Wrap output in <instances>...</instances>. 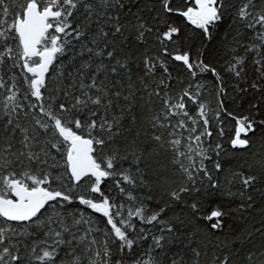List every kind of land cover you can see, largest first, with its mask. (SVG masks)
Instances as JSON below:
<instances>
[{
    "label": "snow or ice",
    "instance_id": "snow-or-ice-1",
    "mask_svg": "<svg viewBox=\"0 0 264 264\" xmlns=\"http://www.w3.org/2000/svg\"><path fill=\"white\" fill-rule=\"evenodd\" d=\"M157 3L159 9L154 5L153 10L163 28L149 27L138 14H133V27L136 41L151 39L159 46L155 55L144 53L143 75L136 82L160 107L153 111L149 106L147 127L129 141L126 134L138 120L133 109L139 89L131 79L130 57L120 55L127 28L120 13L128 0H0V264H188L180 252L167 255L173 240L182 241L174 225L161 220L165 209L152 210L151 195L137 194L147 186V157L170 152L171 163L189 183L202 174L213 189L219 187L204 164L212 151L204 139L213 132L210 109L201 98L205 85L198 77L210 73L217 96H223L228 76L256 101L252 109L264 106V0ZM228 14L233 27L242 30L231 41L225 37L219 48L194 56L177 46L182 29L170 22L172 16L183 17L211 41L213 29ZM168 56L182 62L192 78L178 93L169 83ZM125 74L127 84L109 82ZM189 105L197 106L194 114ZM215 115L219 119L220 111ZM129 117L130 126H125ZM233 119V148L249 147V134L264 129V120L251 115ZM142 132L145 140L138 142ZM215 150L219 157L222 145L217 143ZM221 167L217 160L215 169ZM259 167L264 173V160ZM257 179L243 169L233 172L228 183L237 192L230 194L243 199ZM106 181L112 182L107 191ZM189 190L181 186L169 195L180 200ZM191 208L196 214L202 206L194 202ZM209 209L203 206L207 214L201 218L215 234L224 228L226 213ZM94 213L101 215L99 222ZM136 221L159 225L160 234L137 229ZM149 236L152 244L138 252V244ZM190 251L194 257L201 254ZM246 260L264 264V249L249 252ZM212 264H232V253L214 255Z\"/></svg>",
    "mask_w": 264,
    "mask_h": 264
},
{
    "label": "trees",
    "instance_id": "trees-1",
    "mask_svg": "<svg viewBox=\"0 0 264 264\" xmlns=\"http://www.w3.org/2000/svg\"><path fill=\"white\" fill-rule=\"evenodd\" d=\"M239 2L240 0H229L231 4L238 5ZM154 5L156 9H159L157 0H128V7L120 13L121 23L127 25L125 41L122 45L124 51L120 55L124 58L130 57L128 63L131 79L134 82L137 81V77L143 75L144 53L148 51L149 54L155 55L153 49L159 50V46L153 44L151 39L147 44L136 41L133 26L137 21L133 14L140 15L149 27L163 28L162 22L156 18L157 11L153 10ZM170 22L182 29L181 40L177 41V46L182 44L183 51H190L193 56L197 51H203L205 48L210 50L219 48L225 37L231 41L237 31L242 33V30L233 27L234 22L231 14L225 16L224 22L218 30L213 29L211 41L204 36L200 29H196L183 17L172 16ZM230 29L231 33L229 32ZM173 47L170 45V51L173 50ZM166 59L170 61L169 71L172 74L169 83L172 85L173 91L178 93L182 88L187 87V81L192 78L187 76L182 62L173 61L171 56L166 57ZM78 63L79 61H77ZM217 63L219 67H223L222 59L218 60ZM161 74L162 70H158L156 73L157 80ZM113 79H120L125 84L128 83L127 74L110 77L109 82ZM225 79L227 80L225 94L217 96V89L214 87L215 81L211 74H200L198 77V82L205 85L201 89V98L210 109L209 130L213 132L211 137H205L204 139L205 147L212 148L209 153L211 159L205 160L204 164L219 183V187L213 189L208 178L202 174L197 175L194 185L189 183L187 177L183 176L177 170V166L171 163V153L165 152L147 157L148 167L145 170L147 186L137 193L141 197L151 195L152 199L148 202V205L152 210L165 209L161 214V220L172 223L177 230L175 235L182 241V244H177L173 240L167 246L169 249L167 255L171 258L173 253L180 252L188 264H212L214 255L219 256L229 252L232 253V264H248L246 257L249 252L264 249V173L259 167V161L264 160V129L258 128L254 134H249L251 143L247 148H233L230 143L235 129L233 117L251 115L256 121L264 120V106L258 105L256 109H252L251 105L256 101L250 99L246 94H242L236 82L230 77L225 76ZM196 82L193 81L194 84ZM242 86L246 87L247 85ZM116 87L119 89V85ZM135 89H139V91L136 94L133 112L138 120L132 126V132L126 134L129 141L136 137L138 129L147 127L145 118L150 114L148 111L149 106L153 111H158L160 107V103L155 97L151 101L149 100L138 82L135 83ZM122 91L124 95L128 94L126 87ZM221 102L223 103V109L219 108ZM120 103H125L122 98ZM189 107L194 114L197 106L189 105ZM217 111L221 113L219 119L215 115ZM227 112H231L233 117L228 116ZM124 124L130 126V117L125 119ZM221 128L224 131L223 136L220 135ZM144 140L145 137L142 132L138 137V142ZM217 143L222 145L219 157H217L215 150ZM217 160L222 165L220 170L215 169ZM241 169L258 176L256 183L247 190L243 199L239 195L230 194L236 193L237 188L228 183L232 173ZM111 183V181L105 182L103 186L105 191L111 186ZM181 186L189 187V192L181 193L180 200H173L169 195L170 192L178 190ZM194 202H199L202 206L201 211L196 214L193 213L191 208ZM208 205H210L209 210L219 207L226 213L224 228L217 230L215 234L210 231L208 222L201 218L207 214L204 212L203 206ZM248 205H251V207H248ZM79 207L83 208L84 206ZM86 212H91V210L86 209ZM93 216L98 222L102 219L98 213H94ZM136 225L137 229L144 227L150 229L152 234H160L158 231L159 225H142L139 221H136ZM151 244L152 240L149 236L147 240H143L138 244L137 251H145ZM191 249L199 250L200 256L194 257L190 251Z\"/></svg>",
    "mask_w": 264,
    "mask_h": 264
}]
</instances>
